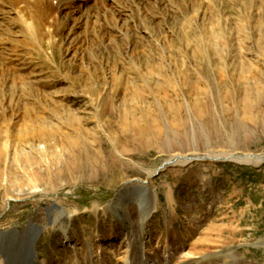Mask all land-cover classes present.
<instances>
[{"label": "rangeland", "instance_id": "1", "mask_svg": "<svg viewBox=\"0 0 264 264\" xmlns=\"http://www.w3.org/2000/svg\"><path fill=\"white\" fill-rule=\"evenodd\" d=\"M170 1L0 0V264H264V161L160 168L264 153V0Z\"/></svg>", "mask_w": 264, "mask_h": 264}, {"label": "bare ground", "instance_id": "2", "mask_svg": "<svg viewBox=\"0 0 264 264\" xmlns=\"http://www.w3.org/2000/svg\"><path fill=\"white\" fill-rule=\"evenodd\" d=\"M9 1L10 2L14 1V4H16L15 5V9H14L15 12H16V16L17 15L19 16L20 20L23 22V25L25 26L23 28L27 29L28 32H30L33 35H35V31L37 32V30L40 28V26L44 25V26H46V28L48 30L47 32H48V35H50V38L54 39L55 36L59 35L55 31L57 29L56 28V24H55V22L53 21V19L51 17L52 12L54 11V7L51 5V3H49V0H9ZM25 2L29 3L28 8L30 10L33 9V13L32 14L31 13H27L26 12L27 9L25 7L24 8L20 7L21 3H25ZM178 5H179V3H178ZM150 11L153 12V10H150ZM40 12H42L41 15L43 17L39 16L38 14L36 16L34 15V14L40 13ZM34 18H38V20L36 21V19L34 20ZM250 19H251V15L248 14V15H246V19L243 22H240L238 24L236 23L237 24V26H236L237 34L243 32L245 30L244 26ZM38 21H40L39 22L40 24L38 23ZM223 28H226V29H223L220 32H217V31H215L213 29V25H210L207 28H203L200 31V33L196 36L197 39L199 40V42L201 44V48H202L201 50H199V52L203 51L204 52L203 55L208 60H209V52H208L209 50L211 52L213 51V55H214V52H215V54L216 53L217 54L223 53L224 56L226 55L227 51H229V52L232 51V48H231L232 45L230 44V40L232 39V34L229 31L228 27L223 26ZM39 30L41 31V29H39ZM180 30H182V29H180ZM224 36H225V38H224ZM259 39L262 42L263 39H264V35L259 36ZM188 42L189 41H187V44H188ZM186 46H188V45H186ZM182 72L180 71V73H182ZM187 84H188V82H187ZM216 154H219V153H216ZM233 154H235V153H220L219 155L220 156H223V155L226 156V155H233ZM179 155H181L182 158H178L177 159V163L189 162V161H186L183 158V157H185L188 154H181L180 153V154H177L175 157H177ZM232 158L235 161L245 162V163H248V162H250V163H258L260 161V158L258 159V157H255V156L250 155V154L242 156L240 158H237V157H232ZM174 163H176V161ZM127 193H128V191L126 190V191L118 194L117 197H116V201H118L120 199V197L126 195ZM137 195H138L137 197H139V199H140V204L138 206L142 208L145 217H148L149 214L153 211L152 209L155 206L152 205L151 200H149V197L145 194V192L143 190H142V192H139ZM138 218H139V216H138ZM138 220H140V219H138ZM134 243H135V241H134ZM137 247L138 246L136 245V243L132 246V250L130 252V257H129V261H128L129 264H140L141 263L140 260H139L138 255H137V251H136ZM30 253H32V250L30 251ZM30 253L28 252V254L26 256V260L27 261H5V262H6V264H37L35 261H31L32 256L28 257ZM163 264H165V263H163Z\"/></svg>", "mask_w": 264, "mask_h": 264}, {"label": "water", "instance_id": "3", "mask_svg": "<svg viewBox=\"0 0 264 264\" xmlns=\"http://www.w3.org/2000/svg\"><path fill=\"white\" fill-rule=\"evenodd\" d=\"M248 155L247 153H235L233 155H223L220 156L219 154H199V155H186L185 157H183L186 161H192V160H212V161H228V160H233L232 157H237L240 158L242 156ZM251 155L255 156L256 154H252ZM259 158L261 161H264V153L259 154ZM178 158H182L181 155L174 157L173 159H169L168 161H166L164 164L161 165L160 168H163L165 165H169L172 164L173 162L177 161ZM159 168V169H160ZM158 172V171H157ZM145 183V182H144ZM2 256L5 259L8 256L9 259V253L6 254L5 251H2Z\"/></svg>", "mask_w": 264, "mask_h": 264}]
</instances>
